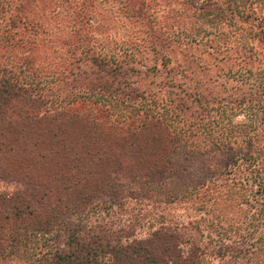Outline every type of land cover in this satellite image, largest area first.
Listing matches in <instances>:
<instances>
[{
	"label": "trees",
	"instance_id": "1",
	"mask_svg": "<svg viewBox=\"0 0 264 264\" xmlns=\"http://www.w3.org/2000/svg\"><path fill=\"white\" fill-rule=\"evenodd\" d=\"M39 1L0 0V13L11 9L0 23V58L22 51L0 62V187L14 184L0 189V258L33 235L46 241L38 264H264V139L257 136L264 105L240 89L251 79L208 106L203 93L167 76L155 92L138 90L124 60L134 57L129 46L107 59L88 46L108 40L98 34L106 27L96 29L102 23L132 20L142 25L132 40L152 51L164 73L172 47H201L218 61L234 60L239 69L224 73L229 80L254 77L247 65L264 43V0H41L42 8ZM18 28L28 30L25 40L15 38ZM43 46L51 108L40 110L33 81ZM23 72L31 73L27 80L19 79ZM175 87L186 98H171ZM250 88L264 93V76ZM87 99L107 104L115 118L65 108ZM188 101L200 110L189 112L192 121L183 114ZM239 115L244 122L233 121ZM194 159L210 171L198 184L174 169ZM242 161L252 175L244 189ZM135 189L146 190V203L124 217L126 203L117 199ZM142 227L148 232L137 236Z\"/></svg>",
	"mask_w": 264,
	"mask_h": 264
},
{
	"label": "rangeland",
	"instance_id": "2",
	"mask_svg": "<svg viewBox=\"0 0 264 264\" xmlns=\"http://www.w3.org/2000/svg\"><path fill=\"white\" fill-rule=\"evenodd\" d=\"M12 2H10V4H12ZM41 4L42 1L40 0L37 3V6L42 8L44 3L42 5ZM7 10H11V9L9 7L8 8L3 7L1 10L0 13L1 24L5 23L2 21H4L9 14ZM106 10H109L108 7L106 8ZM1 14L4 18H1ZM104 27H106L107 30L106 31L101 30V32H98V34L108 35L109 36L108 40L103 41V39H99L98 40L99 42L96 43L94 46L89 44L88 46L91 47L90 52L91 53L95 52L96 54H99L101 58L103 57L107 59L111 51H114L117 48H125L126 45L129 46L127 50L133 53L134 57L132 59L125 57L124 60L127 61L128 63L127 66H132L133 68H135L133 73L131 74L130 80H132L133 83L135 82L134 85L136 86V88H138V90H143V91L149 90L155 92L157 90L159 82L166 80L167 77L168 78L170 77L173 80L174 84L176 85L180 84L181 88H185L190 92H193V89H195L194 91H199L203 93L204 98L207 101V105L216 107L218 105L217 104L218 99L220 98L227 99L232 96L233 88L236 85L241 84V81L238 80H242V82H245V80L249 78L251 80L247 85L246 84L240 85L241 91L244 92L245 94H248L247 98H249L251 104L261 103L264 105V93L258 90L257 91L254 90L252 92L251 88L247 90L248 86L253 85L254 83H256V81H259L260 77L264 76V74L259 75L257 73L258 70L261 69L262 66H264V56H263V51H261L264 48V43L257 45L256 49L254 48L255 51L258 53V55H255L251 59V61H249L250 63L247 65V67H249L255 73L254 77L253 74L248 77L247 74H243L242 78L236 77L229 80L227 77H224V73L227 70L237 71L239 69L238 65L235 64L234 60L229 59L225 63L218 61V56L215 58L213 54H206L203 50H201L203 49L201 47H189L183 50H181V48L178 47H172L173 49L166 52V56L169 57V61L167 62L166 68L170 69V73L167 74L164 73L162 69H160L161 68L160 61L158 60V58L157 59L154 58L151 50H145L144 45L140 44L139 40L138 42L132 40L133 34H136L134 29H136L138 32L139 27H142V25L138 23H134L132 20L125 21L123 22V24H115L114 21L110 20L107 25H104V23H102L100 26L96 27V29L98 30ZM96 29L94 30V32L97 31ZM26 31L18 28L15 38L17 39L18 37L22 36L23 40H25V38L29 36L28 32ZM53 33L56 34L57 36L60 34V32H58L57 30L53 31ZM60 36H62V34ZM112 37H114V41L109 40ZM129 43L130 45H128ZM52 45L53 46L51 47L54 46L56 47L55 43H52ZM39 48L40 49H37L35 51L37 52L35 56L37 57L38 64H35L34 68L36 69L38 68L39 70H41L40 68H44V66L41 65V64L44 65V56L48 53L44 52V46ZM49 50L51 52V49ZM21 52L22 51L20 47L16 49L15 55L14 53L8 54V51L4 52L2 57L0 58V62L2 60L8 61L10 60L9 57H15V56L16 58L19 59ZM29 71L32 73V70ZM30 74H28L27 72L26 73L23 72L20 74L19 79L27 80ZM15 75L18 74L15 72ZM22 76H26V77L23 78ZM129 78L130 77H128V80ZM49 80L50 79L48 78L47 81H44V70H41V71H37V77L35 81H33L40 83L41 86L40 88H38L39 90L38 93L41 97L39 100L40 110H44L45 108L46 109L51 108V106L46 103L47 100L44 103V94L48 96V93H46V90L44 89V85H48ZM106 85H110L111 87L113 86V82H107ZM78 88L79 87H76L72 90H78ZM72 90L68 88L67 93L73 92ZM82 91L85 92V90L81 89L80 92L82 93ZM172 92L173 94H175V96L173 97L171 96V98L175 99L176 97H181V96L183 98H186L184 95H182V93L179 92V90L176 89V87L172 89ZM55 95L56 94H54V96ZM54 98L58 100L57 98L59 97H54ZM81 100H77L75 102L69 100L71 101V103L68 102V104L65 105L66 106L65 108L66 109L69 108L72 112L77 114L91 116L97 121L111 122V120L115 118L114 115L110 116L106 113V111L109 110L107 104L95 103L92 101V99L89 100L87 99L86 101H81ZM189 103L190 102L188 101L187 105L188 107L189 106L191 107L187 111H184L183 114L185 115L186 119L192 121L193 118L189 115V112L191 111V113L193 114L194 113L199 114L200 110H198L197 106L190 105ZM233 121L244 122L245 118L239 115L234 117ZM259 121L260 120L256 119V124H258ZM263 128H264V122L259 125V129H261L262 132L259 131L257 136L259 137L260 140L264 139ZM222 155L223 154H219L218 159L222 158L223 157ZM203 162H204L203 159H194L192 161L180 162V164H175V166L174 165L173 166L174 169H176L175 171L176 174H180L183 177H185V179H188L190 182L194 184H198V183H202L210 176V171L207 167L205 168L202 165ZM243 163H244L243 161L240 162V170L238 172L239 180L241 182L240 186L242 189H244L249 178L252 177V175L249 174L248 172L244 173L245 166ZM171 180L172 181L176 180L174 175ZM13 186L14 184L8 185L6 187L1 186L0 189L1 190L4 189L6 191H12V189L14 188ZM145 194H146V190H140V189L121 191L120 197H118L117 200L125 201L126 205L123 208L124 213L120 212V214L125 217L127 216V212L130 213L129 209L133 208L134 207L133 205L138 207L140 203L142 204L146 203L145 200L147 197H145ZM155 196H159V195H155ZM136 207H134V210H136L135 209ZM147 232L148 231L146 230L145 227L136 229L137 236H142ZM24 240L26 241L25 243L22 242L20 244L19 251H17L16 254L11 255V257L5 256L3 258H0V264H38L39 262L37 261L38 260L37 254H39L40 252H44V241H45L44 238L42 237L38 238L33 235H26V238H24ZM39 259L42 258L39 257Z\"/></svg>",
	"mask_w": 264,
	"mask_h": 264
}]
</instances>
